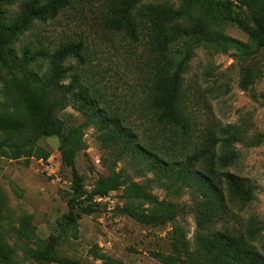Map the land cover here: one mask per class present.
Instances as JSON below:
<instances>
[{
    "label": "rangeland",
    "instance_id": "rangeland-1",
    "mask_svg": "<svg viewBox=\"0 0 264 264\" xmlns=\"http://www.w3.org/2000/svg\"><path fill=\"white\" fill-rule=\"evenodd\" d=\"M25 1L0 2L1 22L13 21ZM66 1L54 18L32 21L8 50L14 69L24 56L26 72L41 76L48 64L36 53L81 43L79 59L68 58L61 67L64 85L75 79L90 97L91 109L84 113L66 106L58 116L64 133L73 130L79 138L73 165L94 211L73 223L66 219L70 169L61 163L58 137L38 140L40 157L0 156V234L14 247L16 264H36L31 254L49 238L55 240L57 256L77 264H160L153 255L173 254V238L180 236L193 256L196 212L203 209L214 214L203 233L228 230L248 238L251 232L252 245L264 257V48L236 26L207 25L196 8L188 10L183 26L216 41L189 42L177 95L185 124L168 128L155 122L152 108L154 74L161 72L158 63L166 54L155 39L153 18L159 9L180 11L181 1L137 0L130 12L132 36L106 26L113 0ZM230 1L233 12L248 23L251 10L263 2ZM97 111L124 126L128 146L106 141L92 118ZM231 154V160L222 158ZM151 157L167 167L190 162L189 175L185 180L162 177L148 169ZM207 167L247 182L249 201L238 205L212 195L202 177ZM132 184L158 202L175 205L171 218L164 206L127 198ZM141 213L160 215L164 223H141L135 217Z\"/></svg>",
    "mask_w": 264,
    "mask_h": 264
},
{
    "label": "trees",
    "instance_id": "trees-1",
    "mask_svg": "<svg viewBox=\"0 0 264 264\" xmlns=\"http://www.w3.org/2000/svg\"><path fill=\"white\" fill-rule=\"evenodd\" d=\"M11 0H0L9 3ZM137 0H113L111 14L106 26L116 32L126 31L133 35V25L130 12ZM181 10L159 9L153 18L155 39L158 46L166 54L159 64L161 72L154 74L153 90L155 122L168 128L182 129L185 120L177 109L179 76L187 61L189 42L215 43V39L206 33L195 32L183 26L182 19L186 12L196 8L200 19L207 25H234L258 47L264 48V0L261 5L251 10L252 18L248 23L233 12L230 0H180ZM67 5L66 0H48L41 4L38 0H27L20 5L15 19L8 24L0 20V156L9 159L21 157H40V148L36 145L42 137H58L60 139L61 163L70 169V193L66 200L69 213L66 219L73 223L81 214L88 215L94 210L92 196L87 193L82 179L76 173L73 158L78 150L80 141L75 131L64 133V121L58 114L66 106L88 113L91 109V99L75 79L64 85L63 61L76 57L79 59L81 43L69 42L59 46L51 53H36L35 57L44 58L48 69L45 74L35 76L27 73V60L22 56L13 68L9 54V45L23 32L32 21H46L54 18ZM180 41L179 45H176ZM176 45L174 57H170V48ZM1 71H4L2 74ZM25 109L24 112L20 110ZM97 118L100 127L105 131L107 142L122 141L129 145L128 131L120 126L115 117L103 115L101 111L92 114ZM224 160L232 159L227 155ZM190 162L183 164L175 162L167 167L154 158H149L147 167L150 171L165 178L185 180L189 175ZM203 181L211 188L212 195L227 198L230 203L243 205L251 197L252 188L242 178L226 171L216 173L212 168H206ZM126 196L129 199L143 200L148 203L164 206L165 212L171 218L173 204L158 202L151 194L140 190L132 184ZM1 206V200H0ZM171 209V210H170ZM73 211H76L73 213ZM211 214L205 209L196 212V251L192 256L183 249L182 236L173 238V254L155 253L153 256L160 264H264V257L251 243V232L245 238L239 232L224 230L215 234L203 233L204 225L211 223L207 220ZM136 219L144 224L164 223L157 214H137ZM167 216V219H169ZM206 221V222H205ZM236 232V233H235ZM55 240L49 238L45 245L32 252L31 257L36 264H77L72 260L56 255ZM15 249L9 245L0 234V264H16Z\"/></svg>",
    "mask_w": 264,
    "mask_h": 264
}]
</instances>
